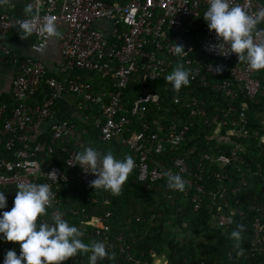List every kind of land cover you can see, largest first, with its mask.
I'll use <instances>...</instances> for the list:
<instances>
[{
	"label": "built area",
	"instance_id": "1",
	"mask_svg": "<svg viewBox=\"0 0 264 264\" xmlns=\"http://www.w3.org/2000/svg\"><path fill=\"white\" fill-rule=\"evenodd\" d=\"M229 3L241 6L253 18L264 8V0ZM28 4L31 16L25 11L18 14L15 0H0V63L13 68L11 102L0 101V190H17L19 183H47L53 195L38 223L51 222V216L61 213L83 235L88 233L91 240L103 241L109 253L115 252L114 264H167L165 259L146 263L134 258L124 235L112 234L109 197L103 199L100 214H90L84 207L60 208L63 192L69 199L73 184L79 191L91 187L95 179L74 164L76 154L91 146L86 140L90 123L98 130L100 143L115 142L134 154L136 180L145 189L167 180L164 172L179 174L183 190L169 189L167 184L165 189H155L171 205L182 197L194 212L204 208L212 228L226 232L250 212L246 252L238 246L232 252L245 264H253L264 253V165L256 163L253 168L245 154L251 139L264 146V135L251 131L246 111L247 102L264 101V70H251L235 54L209 51L217 40L202 17L209 0H25L24 9ZM48 17L55 18L61 32L56 76L39 59L21 57L5 44L8 32L19 29L21 21L32 20L31 50L42 54L52 38L41 32ZM100 21L109 24L108 36L95 27ZM253 39L264 43V19L256 25ZM174 43L183 45L186 54L178 56ZM177 63L190 71V83L221 95L225 105L209 112L192 89L163 103L155 84L163 82L168 89L171 84L165 77ZM218 65L222 66L219 72L215 71ZM76 71L96 75L101 83L98 91L90 81L70 76ZM131 84L139 91L132 102H126L125 90ZM238 91L245 101L237 109ZM68 94L75 97V112L83 125L57 116L56 101ZM170 110L169 118L159 113ZM195 126L210 131L206 140L214 143L206 141L208 148H198ZM252 177H258L260 194L242 202L235 199L244 191L248 194L254 186ZM134 219L140 221L139 216ZM89 255L77 253L67 263L85 264Z\"/></svg>",
	"mask_w": 264,
	"mask_h": 264
},
{
	"label": "trees",
	"instance_id": "2",
	"mask_svg": "<svg viewBox=\"0 0 264 264\" xmlns=\"http://www.w3.org/2000/svg\"><path fill=\"white\" fill-rule=\"evenodd\" d=\"M70 76L77 77L83 82L90 81L95 92L98 91L101 85L100 79L92 73L76 71L75 73H70ZM226 76V74L223 75L224 78ZM155 88L162 94L165 99L163 103L165 104L171 102L173 95L184 96L185 91L189 89L194 91L196 98L205 102L206 109L209 112H212L215 106L222 107L226 103V100L221 95L216 94L211 89L199 88L192 83L182 87L179 91L174 90L172 85L168 89H165L163 82L155 84ZM138 91L139 86L136 84L129 85L125 90V101L132 102L133 97ZM244 101L243 94L238 91V99L234 105L238 109ZM247 104L246 116L249 119L251 131L257 130L260 134L264 135V125L262 124L264 119V101L260 99L257 104L249 102ZM159 113L167 118L172 115L171 110L167 113ZM71 121L78 125H83L80 118ZM192 130L198 135L199 143L196 140L193 141L198 143V148H208L209 145L206 143L208 140L206 139L210 135V131L208 129L203 130L198 126H195ZM88 132L89 135L86 140L92 147L97 149L102 148L103 152L111 151L119 159L131 155L136 163V157L128 148L115 142L100 143L97 139L98 130L94 129L90 123L88 125ZM44 138L46 137L43 136L42 139ZM208 142L214 143L213 140ZM249 143L250 145L246 148V161L253 168L256 163L264 165V146H259L255 139H251ZM167 158H169V155ZM136 174L137 171L134 167L119 194H113L109 190L100 188L93 189L92 187H85L77 191L75 184H73L69 199H66L65 192L61 194L62 204L60 208L84 207L87 208L90 214H100L104 208L102 205L103 199L109 197L110 204L108 208L112 213L110 219L112 234L114 236L123 234L126 242L131 247V253L134 258L146 263L153 262L155 258L163 257L167 261V264H200L201 262L203 264H245L243 257L238 258L236 253L232 252V248L237 246V241L231 237V232L237 228L238 224L244 225V231L238 247L242 250V253H245L248 244L247 236H249L245 232V228H248L247 231L250 230V212L243 221L236 220L226 232H222L209 225V217L204 208L199 212H194L190 202L182 197L175 200L174 205H171L165 194L155 189L156 186H164L163 189H165L167 180L157 183L150 189H145L137 182ZM250 182L254 186L248 190V194L245 195L246 191H244V193L239 194L235 199L242 202L244 199L246 201L254 195L260 194L258 191V177H252ZM0 191L6 193L8 209H10L16 190ZM94 198L97 199V203L92 204L91 199ZM243 206L248 212L247 204L244 203ZM135 216L140 217L139 222L135 221ZM127 219H131V222L128 224L125 223ZM81 238L86 244L93 241L88 237V233L84 234ZM12 248H15L18 252L19 243L0 241V264H2L6 251ZM110 254L111 258L105 257L98 264H114L116 253L110 252ZM252 263L264 264V253L256 256L252 260ZM63 264H68L67 260ZM85 264H88V262Z\"/></svg>",
	"mask_w": 264,
	"mask_h": 264
},
{
	"label": "clouds",
	"instance_id": "3",
	"mask_svg": "<svg viewBox=\"0 0 264 264\" xmlns=\"http://www.w3.org/2000/svg\"><path fill=\"white\" fill-rule=\"evenodd\" d=\"M24 11L29 16L33 15L31 4L26 5ZM202 17L208 29L215 32L217 37L216 42L209 45V51L221 56L235 54L238 61L246 62L251 70H264V43H255L253 39L256 25L264 19V8L253 18L241 6L230 5L229 0H209V6ZM34 27L32 20L21 21V37L30 35ZM41 32L47 33L49 37L58 38L61 35L54 17L46 18ZM174 44L178 56L186 54L183 45ZM221 70L222 66L215 67V71ZM165 80L174 90L179 91L189 85L190 71L182 63H177ZM75 161V165L95 176L90 182L93 189L103 188L113 194H119L135 167L131 155L119 159L111 151L101 152L91 146L78 152ZM163 175L167 178L169 189H184L185 183L179 174L164 172ZM16 189L10 209L6 193L0 191V241L19 243V254L15 248L7 250L2 264H63L78 252L90 253L88 264H97L98 260L105 257L111 258L103 241L84 243L80 229L62 218L61 213L51 216V222L38 223L53 195L49 184L19 183ZM243 231L244 225L238 224L231 232L237 246Z\"/></svg>",
	"mask_w": 264,
	"mask_h": 264
},
{
	"label": "crops",
	"instance_id": "4",
	"mask_svg": "<svg viewBox=\"0 0 264 264\" xmlns=\"http://www.w3.org/2000/svg\"><path fill=\"white\" fill-rule=\"evenodd\" d=\"M17 13L24 12L25 0H15ZM95 27L103 31L105 36H108L109 24L105 21H100L95 24ZM60 31V29H58ZM35 38L32 34L26 38L21 37V31L19 29H13L5 37V44L14 52L21 57H34L39 59L48 70L49 74L57 75L59 64L61 61L58 39L52 37L47 42L45 50L42 54H35L31 50V45L34 43ZM13 79V68L0 63V101L11 102L10 91ZM75 97L73 95H65L63 98L56 101L55 109L57 116L61 119H78L77 113L75 112Z\"/></svg>",
	"mask_w": 264,
	"mask_h": 264
},
{
	"label": "rangeland",
	"instance_id": "5",
	"mask_svg": "<svg viewBox=\"0 0 264 264\" xmlns=\"http://www.w3.org/2000/svg\"><path fill=\"white\" fill-rule=\"evenodd\" d=\"M164 258L163 257H158V258H155L154 259V261H155V263H157V261L156 260H159V261H161L162 262V260H163ZM160 264V263H159Z\"/></svg>",
	"mask_w": 264,
	"mask_h": 264
}]
</instances>
